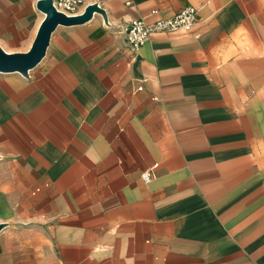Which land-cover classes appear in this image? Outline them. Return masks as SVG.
I'll list each match as a JSON object with an SVG mask.
<instances>
[{
    "label": "crops",
    "instance_id": "crops-1",
    "mask_svg": "<svg viewBox=\"0 0 264 264\" xmlns=\"http://www.w3.org/2000/svg\"><path fill=\"white\" fill-rule=\"evenodd\" d=\"M38 1L0 0L6 51L34 41ZM88 2L107 18L0 72V166L38 202L0 212V264H264V0ZM190 5L191 31L130 50L131 20Z\"/></svg>",
    "mask_w": 264,
    "mask_h": 264
},
{
    "label": "water",
    "instance_id": "water-1",
    "mask_svg": "<svg viewBox=\"0 0 264 264\" xmlns=\"http://www.w3.org/2000/svg\"><path fill=\"white\" fill-rule=\"evenodd\" d=\"M37 8L45 14V17L40 24L31 48L27 52L10 53L0 46L1 73L19 72L28 77L30 71L45 58L51 44L52 35L58 26L86 23L93 17L95 12L101 13L107 18L105 10L97 2L89 4L81 14L75 16H69L58 11L53 4V0H39ZM4 226L5 223H0V230Z\"/></svg>",
    "mask_w": 264,
    "mask_h": 264
},
{
    "label": "built area",
    "instance_id": "built-area-1",
    "mask_svg": "<svg viewBox=\"0 0 264 264\" xmlns=\"http://www.w3.org/2000/svg\"><path fill=\"white\" fill-rule=\"evenodd\" d=\"M53 4L58 11L69 16L81 14L89 5L88 0H53ZM152 13H158L153 10ZM198 21V9L187 6L173 16H160L154 22L148 23L145 18L131 20L127 31L126 41L131 51L138 53L140 48L150 39L155 31H191ZM143 88V86H141ZM145 181L150 182L154 178L153 170L149 169L142 174Z\"/></svg>",
    "mask_w": 264,
    "mask_h": 264
},
{
    "label": "rangeland",
    "instance_id": "rangeland-1",
    "mask_svg": "<svg viewBox=\"0 0 264 264\" xmlns=\"http://www.w3.org/2000/svg\"><path fill=\"white\" fill-rule=\"evenodd\" d=\"M43 16V12H39V20ZM32 43L30 41L7 50L27 52ZM37 203L36 188L30 186L28 177L22 172L9 171L0 166V212L8 218L24 219L38 211Z\"/></svg>",
    "mask_w": 264,
    "mask_h": 264
}]
</instances>
